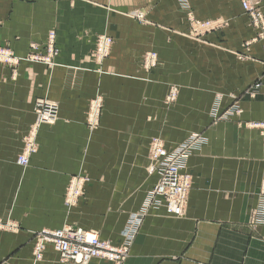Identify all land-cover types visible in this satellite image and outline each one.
<instances>
[{"label": "crops", "instance_id": "crops-1", "mask_svg": "<svg viewBox=\"0 0 264 264\" xmlns=\"http://www.w3.org/2000/svg\"><path fill=\"white\" fill-rule=\"evenodd\" d=\"M188 2L196 17L222 18L226 27L204 41L186 37L177 0H0V44L22 55L53 29L58 49L50 67L21 60L12 77L0 66V217L19 225L0 229V264H75L60 261L51 245L42 260L32 255L35 233L65 221L120 244L129 215L156 181L146 170L150 140L159 137L171 149L197 132L207 143L188 158L182 214L149 211L121 264H264V225L248 222L264 184V127L246 125L264 123V39L243 49L256 31L240 0ZM137 8L150 24L124 15ZM261 9L264 15V0ZM103 33L113 45L99 66L93 49ZM149 51L155 66L145 73L140 66ZM261 76L258 94L248 97ZM171 84L179 90L167 107ZM96 89L103 107L89 132L85 119ZM216 93L223 95L221 109L230 93L240 96V115L213 122ZM40 97L58 103V117L40 125L38 149L22 166L16 157ZM74 175L83 177V192L66 215L63 197Z\"/></svg>", "mask_w": 264, "mask_h": 264}, {"label": "bare ground", "instance_id": "bare-ground-1", "mask_svg": "<svg viewBox=\"0 0 264 264\" xmlns=\"http://www.w3.org/2000/svg\"><path fill=\"white\" fill-rule=\"evenodd\" d=\"M261 1L262 0H241V4L243 9L250 15L253 21L254 28L256 29V38L255 39H264V17L261 9ZM244 4L246 6H244ZM213 22L206 21L205 23L196 22L195 30L199 33H204L208 29L213 27ZM254 39V40H255ZM47 44L45 45V50L42 51V54L29 56V59H37L38 61L48 65L49 67L53 64L54 58L57 55L58 49L56 47V32L55 30H50L47 35ZM112 38L107 35H99L97 41L95 43L93 49V57L99 66L104 62V60L109 56ZM250 43V42H249ZM32 49H35V46H31ZM31 49V51H32ZM264 49V45H263ZM148 61L150 64L155 63L154 54L148 53ZM262 76L259 77L251 86L250 89L246 91V93L250 97H254L258 94L259 88L261 86ZM257 85V86H256ZM176 95V90H170L168 95L166 96V102H171ZM219 103L216 101L215 106ZM34 114L35 121L29 127L27 135L24 136L23 142L28 144V146H34L37 136V130L42 124H52L58 117V104L55 101H50L47 99L38 98L34 101ZM103 107V96L96 90L95 95L91 98L89 103V113L87 117V125L91 129L93 125H96L99 121V117ZM214 115L216 116L217 107L213 109ZM231 112L226 111L224 118H228ZM253 127H264V123H252ZM206 143V139L204 135L201 133H193L186 137L181 143L176 145L171 149H167L162 139L160 138H152L149 143V163L147 166V173L150 175H156V181L154 186L147 192L140 208L138 211L131 213L121 231H125L126 228L131 227V223L128 221H134L133 218H136L137 221H141L139 227L135 228V235L130 240L122 237L121 243L118 245L112 244L109 240L103 239L105 243H107L111 249H101L99 247L93 246L92 244L86 243V245L81 244L82 247H86L84 249H77L75 253L71 252L69 249L59 250L56 245L52 243L53 240H43L44 237L36 239L34 237V245L32 249V255L35 262L42 260L43 253L47 245H51L53 249L57 252L58 258L62 262H72L75 264H88V262L93 258L106 259L108 261L113 262L114 264H121L124 256L128 253L130 246L132 245L135 236L138 233V230L142 224L144 217L148 214L149 211L153 209H163L166 214L171 216H180L182 214L183 208L186 204L188 191L190 188V173L187 171V161L190 155L198 151L202 148V146ZM33 150V149H32ZM29 149L26 152L19 154L17 158V162L20 165H27L29 161ZM171 168L168 173H166V169ZM167 175V183L169 184L171 190H175L171 192V190L167 187V183L162 184L164 181V176ZM173 178H178L177 184L179 185L180 190H177V186ZM172 179V180H171ZM171 180V181H170ZM83 177L80 176H71L68 180L67 189L64 195V202L66 208L69 210L73 208L79 197L83 192ZM159 182V184H158ZM160 183L162 185H160ZM158 184V187L156 186ZM183 185V187H182ZM176 195L178 202L175 204V198L172 196ZM264 194V184H262L257 193V202L256 205L251 209L249 221L252 219L253 210L256 208L261 195ZM176 208H179V211H176ZM135 216V217H134ZM133 217V218H132ZM248 221V222H249ZM0 228H8L13 229L15 227L14 224L3 222L0 219ZM72 227L75 231H88L98 234L91 230H84L75 227L73 224H65L60 228L49 230V231H59L63 228ZM46 230V229H44ZM40 232V231H38ZM37 232V233H38ZM36 233V234H37ZM35 234V236H36ZM99 236V235H98ZM54 238V237H53ZM100 238V237H99ZM101 239V238H100ZM77 243V242H75ZM102 251L107 253L108 255L101 254Z\"/></svg>", "mask_w": 264, "mask_h": 264}, {"label": "rangeland", "instance_id": "rangeland-1", "mask_svg": "<svg viewBox=\"0 0 264 264\" xmlns=\"http://www.w3.org/2000/svg\"><path fill=\"white\" fill-rule=\"evenodd\" d=\"M178 1V5H179V10L180 11H182L183 13H184V15H185V22H186V27H187V30H186V33H185V35H186V37H188V38H190V39H193V40H198V41H204L203 39H204V37L207 35V34H209V33H211V32H214V31H219V30H221V29H223V28H225L226 27V25H227V21L225 20V19H222V18H215V19H210V18H208V19H204V18H198V17H196L195 15H194V12H193V10L191 9V6H190V4H189V2H188V0H177ZM240 3H241V0H240ZM261 4H262V1H261ZM241 7H242V4H241ZM242 9H243V7H242ZM243 11L245 12V14L248 16V19H249V23H250V25L254 28V25H253V21H255L254 19H252L251 17H250V15L243 9ZM124 15H126L127 17H129L131 20H133V21H135L136 23H138V24H141V25H148V24H150V20L146 17V11L145 10H143V9H139V8H137V9H131V10H129V11H127L126 13H124ZM263 17H264V15H263ZM206 21H209V22H213L214 24H213V27L211 28V29H208L207 31H205L204 33H199V32H197V30H195V26H196V22H200V23H205ZM255 29V28H254ZM50 30H52V29H50ZM50 30H48L47 31V33H46V36H45V39L43 40V41H40V42H37V41H30L29 43H28V45H27V51L24 53V54H22V55H20V54H17V53H15V51L13 50V49H11V47L7 44V43H3V44H0V66H3V67H5V68H7V69H9L10 70V73H11V75H12V77H14V75H16V70H17V66L19 65V63H20V61L21 60H26V61H29V62H34V63H42V62H40V61H38L37 59H29L30 57L29 56H31L32 54L31 53H33V55H36L37 53H38V55H40V54H42V51L43 50H45L44 48H45V45L47 44V35H48V32L50 31ZM255 31H256V29H255ZM256 33H257V31H256ZM100 35H107V34H105V33H103V34H100ZM99 36V35H98ZM98 36H97V38H98ZM107 36H109V35H107ZM111 37V36H110ZM97 38H96V40H95V43H96V41H97ZM112 38V37H111ZM256 38V35L253 37V38H251V39H249V40H247V41H245L243 44H242V47H243V49L245 50V51H247L248 50V47H249V45L253 42V41H256L257 39H255ZM255 39V40H254ZM112 40H113V38H112ZM250 42V43H249ZM32 45H34L35 46V49H32L31 48V46ZM112 45H113V42H112ZM112 45H111V47H112ZM264 45V44H263ZM31 49H32V51H31ZM111 50V49H110ZM148 53H152V52H146L144 55H143V58H142V61H141V66H140V68L142 69V71L143 72H145V73H147V71L151 68V67H153V66H155V63L154 64H150L149 63V61H148ZM110 54V53H109ZM153 54V53H152ZM246 54H238V57L240 58V59H245L246 58ZM105 61V60H104ZM263 61H264V59H263ZM42 64H44V63H42ZM44 65H46V64H44ZM47 67H49L48 65H46ZM252 86V85H251ZM251 86L249 87V89L251 88ZM176 90V95H175V98L171 101V102H166V96L168 95V93H169V91L170 90ZM97 90V89H96ZM178 90H179V87H178V85L177 84H171V85H169V88H168V91H167V93H166V95H165V98H164V103L166 104V106L167 107H170L175 101H176V99H177V95H178ZM248 90V89H247ZM246 90V91H247ZM98 91H99V89H98ZM245 91V92H246ZM95 93H96V91L94 92V94H93V96L95 95ZM248 95V94H247ZM92 96V97H93ZM215 97H214V99H213V103H212V105H211V108H210V116H211V119H212V121L213 122H216V121H222V120H230V119H233L234 117H237V116H239L240 115V113H241V108H240V106H239V102L238 101H240V96H236L235 94H233V93H230L229 94V97L232 99V101L230 102V104H228L224 109H221V106H222V104H221V102H222V98H223V95H222V93H216L215 95H214ZM91 97V98H92ZM248 97H250L249 95H248ZM255 97V96H254ZM254 97H250V98H254ZM40 98H42V99H47V100H50V101H54V100H52V99H50V98H47V97H40ZM91 98H90V100H89V103H90V101H91ZM38 99V98H37ZM36 100V99H35ZM216 101H219V103L215 106V104H216ZM56 102V101H55ZM57 103V102H56ZM58 104V103H57ZM33 106H34V104H33ZM217 107V113H216V116L214 115V112H213V109L214 108H216ZM226 111H229V112H231L228 116V118H224L222 115H224L225 114V112ZM102 112V111H101ZM33 113H34V107H33ZM88 113H89V105H88V111H87V115H86V119H85V124H86V127H87V129H88V131L89 132H92V131H94L98 126H99V124H100V118H101V114H100V117H99V121H98V123L96 124V125H93L92 126V128L90 129L89 127H88V125H87V117H88ZM35 114H34V120H33V122L35 121ZM56 121V120H55ZM33 122L29 125V127L33 124ZM252 123H258V122H247L246 123V125H248V126H250V127H253V126H251V124ZM260 123H263V122H259L258 124H260ZM40 127V126H39ZM29 129V128H28ZM39 129V128H38ZM28 132V131H27ZM37 133H38V130H37ZM197 133H201V132H197ZM191 134H193V133H191ZM190 134V135H191ZM202 135H204L203 133H201ZM26 135H27V133H26ZM25 135V136H26ZM189 136V135H188ZM187 136V137H188ZM37 137V136H36ZM204 137H205V139H206V143H207V138H206V136L204 135ZM153 138H156V137H153ZM157 138H159V137H157ZM161 139V138H160ZM184 140V139H183ZM182 140V141H183ZM181 141V142H182ZM181 142H179V143H181ZM35 143H37V138H36V141H35ZM150 143V142H149ZM179 143H177V145L179 144ZM205 143V144H206ZM176 146V145H175ZM174 146V147H175ZM27 149H29V156H31V155H33L36 151H37V149H38V144H35L34 146H28V144H26V143H24L23 142V140H22V145H21V148H20V151L18 152V154H17V157H16V163L18 164V162H17V158H18V155L19 154H22V153H24V152H26V150ZM33 149V150H32ZM30 158V157H29ZM29 162V161H28ZM20 165V164H19ZM23 166V165H22ZM147 170V169H146ZM74 176H79V175H74ZM68 184V183H67ZM83 187V186H82ZM66 189H67V185H66V187H65V192H66ZM65 192H64V195H65ZM63 205H64V210H65V213H66V215H68L69 213H70V211H71V209H67L66 208V205H65V202H64V197H63ZM0 219L3 221V222H6V223H11V224H14L15 225V227L13 228V229H18L19 228V225L17 224V222L15 221V220H13V219H2L1 217H0ZM65 224H73V223H68L67 221H65L60 227H62L63 225H65ZM75 227H77V228H79L78 227V225H75V224H73ZM59 227V228H60ZM1 230H8V228H0ZM44 229H46V230H53V229H51V228H42V229H40V230H38V231H41V230H44ZM79 229H81V228H79ZM37 231V232H38ZM36 232V233H37ZM35 233V234H36ZM34 237H35V235H34ZM33 245H34V242H33ZM53 248V247H52ZM32 249H33V247H32Z\"/></svg>", "mask_w": 264, "mask_h": 264}, {"label": "built area", "instance_id": "built-area-1", "mask_svg": "<svg viewBox=\"0 0 264 264\" xmlns=\"http://www.w3.org/2000/svg\"><path fill=\"white\" fill-rule=\"evenodd\" d=\"M244 6H246L244 4ZM257 86V85H256ZM171 168H167L166 169V173H168L170 171ZM167 175L164 176V181L161 182L162 184L167 183ZM172 180V179H171ZM170 180V181H171ZM173 180L175 181V184L177 186V190H180L179 185L176 183L178 178H173ZM160 183V185H162ZM159 184V182H158ZM158 184L156 185L158 187ZM169 184H171L170 182L167 183V187L171 190ZM183 187V185H182ZM175 190H171V192H173ZM172 196H174L175 198V204L178 202V199L176 197L175 194H173ZM176 211H179V208H176ZM135 217V216H134ZM133 218V217H132ZM134 221H128L129 223H131V227L126 228L125 231L122 232V237L127 238L128 240H130L132 237H134L136 231L135 228L139 227L141 221H137L136 218H133ZM1 224V222H0ZM249 225L251 227H257V226H261L264 225V194L261 195L260 200L256 206V208L253 210L252 213V219H250L249 221ZM43 238V240H53L52 243L54 245H56V247L59 250H70L71 252L75 253V250L77 249H84L86 250V247H82L81 244L86 245V243L92 244L93 246L99 247L101 249H108V250H113L111 249L107 243H105V241L103 239H100L98 234H95L93 232H82L80 230L75 231L73 230L72 227L70 228H63L62 230L59 231H49V230H41L40 232H38L35 236L36 239L39 240V238ZM54 237V238H53ZM77 242V243H75ZM81 243V244H80ZM114 251V250H113ZM97 252H102V251H97ZM101 254H105L108 255L105 252H102Z\"/></svg>", "mask_w": 264, "mask_h": 264}]
</instances>
